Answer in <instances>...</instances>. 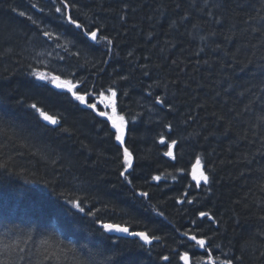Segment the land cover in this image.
Segmentation results:
<instances>
[{
  "label": "trees",
  "instance_id": "trees-1",
  "mask_svg": "<svg viewBox=\"0 0 264 264\" xmlns=\"http://www.w3.org/2000/svg\"><path fill=\"white\" fill-rule=\"evenodd\" d=\"M67 2L84 29L55 12L61 0H0V245H9L0 260L58 264L43 260L45 249L74 247L59 264H184L185 251L206 264V249L182 235L190 231L209 238L217 264H264V0ZM98 26L111 45L82 34ZM36 69L80 81L81 94L117 90L133 154L127 180L111 122L37 81ZM161 136L178 141L175 159ZM197 157V174L210 177L200 187ZM75 199L83 213L68 203ZM101 223L160 239L143 244Z\"/></svg>",
  "mask_w": 264,
  "mask_h": 264
},
{
  "label": "snow or ice",
  "instance_id": "snow-or-ice-1",
  "mask_svg": "<svg viewBox=\"0 0 264 264\" xmlns=\"http://www.w3.org/2000/svg\"><path fill=\"white\" fill-rule=\"evenodd\" d=\"M207 2V0H205ZM217 8H220V4L214 5ZM35 7V5H33ZM74 7V5H73ZM69 10V4L67 0H61V4L59 6L55 7V12L61 13L62 17L66 19L67 23L69 25L74 26L76 29H84V25L81 24L77 19H74L73 16L70 14ZM209 15H212V13H208ZM20 16H24V12H19ZM123 19V17H121ZM28 19L31 20V17H28ZM35 23V21H32ZM217 23L220 22V18H217ZM101 27L98 26L95 27L94 30H84L83 35L86 36L90 41L95 43L100 42H106V45H111L113 42L109 39L108 36L100 35ZM214 35V33H213ZM43 36L48 37L51 39H59V36L56 33L50 32V31H44ZM203 39V37H201ZM59 46V45H58ZM51 55V54H49ZM131 55V53H129ZM59 59H63V57H60ZM33 77L36 78L37 81H44L47 82V84L52 85L56 89H62L67 93H70L71 96L78 101L80 104L85 105L88 109H91L93 112H95L100 117H105L107 121L111 122V128L114 129V133H111L115 137V141L119 143V145L123 148V168L124 171L120 172V176L124 177L125 180H127L126 173L129 169L133 167V154L129 151L128 147L125 145V138H126V132H127V125L128 120L125 118L124 115L117 113V90L113 87H109L104 91H100L98 94L96 93H90L85 91L83 94H81L77 88L78 85L81 83L80 81H77L76 83H73L71 79H62L60 75L55 74H49L47 71H41L39 69H36L30 73ZM122 79H126V77H122ZM36 87H46V84H37ZM105 91L107 92V95L105 94ZM93 98L96 102L90 103L89 99ZM156 101L160 104H164L165 101L157 97ZM103 105L105 109L110 108L111 112L109 111H102L98 110L97 105ZM32 109H34L38 114L39 117L42 118L43 121H46L48 124L51 125H59L60 121L57 119V117L49 115L48 112L44 111L43 109L37 108L36 104H32L30 106ZM169 108H171V105H169ZM261 119H264V116L261 117ZM169 131L172 130V125L168 124L166 125ZM67 131V129H65ZM160 143L164 144L168 151L164 153L165 156L171 157L172 159H175V155L173 152V149L177 147L178 141L175 139H172L170 142L166 141L163 136L160 138ZM201 168V159L200 157L196 158V164L193 169V179L196 181V187L201 186V182L204 184L210 183V177L208 174L205 173V171L201 170L197 174L196 169ZM182 171V170H180ZM153 180L159 181L161 179V176H153ZM175 179V177H173ZM131 183V181H128ZM142 197H147V192H141L139 193ZM187 196V193H185V197ZM183 202V201H178ZM192 200H188V203H192ZM68 203L72 205L73 208L77 209L79 212L83 213L85 211L84 207H82V202L78 199L75 200H69ZM89 216H94L95 213L89 211L87 213ZM162 216L163 213H160ZM199 216L204 218L207 217L209 219L214 220L215 217H212L210 213L208 212H200ZM99 223V221H97ZM195 223V221H193ZM101 228L104 232L107 233H123L127 234L131 237H138L141 241H143V244H151L153 240H159L160 237L157 236H150L147 232L144 231H131L129 227L122 226L121 224L117 223H101ZM264 234V233H262ZM184 237H186L189 241L193 242L192 247H198L206 249L207 251V261L206 264H217V259H214L211 255V250L208 249V243L209 238L200 236L194 232L185 231L182 233ZM31 239V237H29ZM42 244L47 245L49 241L47 239L41 241ZM56 247L59 248V245H56ZM216 247H219L218 245ZM9 250V245L2 244L0 245V255H4ZM21 252L24 251V249H20ZM76 249L73 247L71 249H64L60 248V253L63 255V259H68V253L72 252L75 253ZM57 254L56 252L48 253L47 249H45V255L43 257L44 261H56L59 262L62 259V255ZM24 257L21 256L20 260H23ZM161 259L167 261L169 260L168 256H164ZM179 259L184 262V264H197L196 261H193L189 255V252L185 251L182 254H180ZM239 259V258H238ZM74 264H78V262H75V258H73ZM0 264H9V261L7 260H0ZM15 264H18V262H15ZM42 264V262H41ZM128 264H136L135 260H129ZM221 264H233V261L231 259L222 261Z\"/></svg>",
  "mask_w": 264,
  "mask_h": 264
},
{
  "label": "water",
  "instance_id": "water-1",
  "mask_svg": "<svg viewBox=\"0 0 264 264\" xmlns=\"http://www.w3.org/2000/svg\"><path fill=\"white\" fill-rule=\"evenodd\" d=\"M50 115V114H49ZM46 122V121H45ZM173 152H174V149H173ZM119 235H123V236H128L127 234H123V233H118ZM128 237H131V236H128Z\"/></svg>",
  "mask_w": 264,
  "mask_h": 264
},
{
  "label": "bare ground",
  "instance_id": "bare-ground-1",
  "mask_svg": "<svg viewBox=\"0 0 264 264\" xmlns=\"http://www.w3.org/2000/svg\"><path fill=\"white\" fill-rule=\"evenodd\" d=\"M118 234V233H117ZM123 236V235H122ZM190 255V254H189ZM190 257H191V255H190Z\"/></svg>",
  "mask_w": 264,
  "mask_h": 264
}]
</instances>
